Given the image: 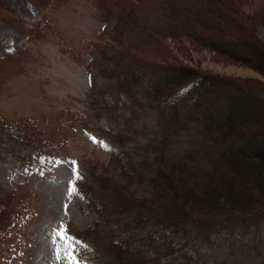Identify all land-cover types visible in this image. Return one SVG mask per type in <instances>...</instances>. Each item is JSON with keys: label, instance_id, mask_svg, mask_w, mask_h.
Instances as JSON below:
<instances>
[{"label": "rangeland", "instance_id": "rangeland-1", "mask_svg": "<svg viewBox=\"0 0 264 264\" xmlns=\"http://www.w3.org/2000/svg\"><path fill=\"white\" fill-rule=\"evenodd\" d=\"M19 1L0 0V44L17 51L13 59L0 61V193L4 194L3 201L18 204L23 211L15 213L13 207L0 203V223L23 225L8 238L9 245L0 246V264H72L73 260L75 264H127L123 256L126 254L114 249L107 239L121 240L127 245L132 242L133 248L139 247L140 237L148 228L133 229L128 225L121 228L117 223L123 215L110 208L115 204L106 205L107 201L103 204L97 185L81 186L89 183L90 166H106L111 155L117 153L141 162L140 172H129L132 183L123 196L126 202L138 201L149 195L155 170L154 150L144 151L150 161L140 160L147 147L144 133L155 129L154 113L145 106L127 108L128 98L121 93L115 95L113 82L99 73L101 54L114 48L127 57L123 44L121 47L111 42L114 37L111 30L118 17L129 12L131 4L138 15L140 12L146 15L145 24L153 23L166 34L146 49L136 51L139 58L136 60L166 63L230 80L233 85L252 87L255 102L253 109L240 119L241 124L247 123L242 131L262 121L259 128L253 129L264 132V0H217L211 5L214 9L207 12L212 21L221 22V30H209L214 34L218 31L219 39L212 37V40L202 23L193 22L201 43L196 38L195 42L190 39L192 27L188 25L180 38L172 37L166 27L169 25L174 32L173 22L161 17L156 4L146 0L123 1L121 13L116 6L102 8L103 0H34L47 8L31 12L27 24L16 13L4 10L3 5L15 4L24 11ZM162 7L165 10L168 5ZM188 15L182 17L188 19ZM206 37L226 51L203 47L207 44ZM113 66L102 63V67ZM213 87L221 95L228 92L219 85ZM125 121L129 127L123 125ZM33 135L35 143L30 144ZM189 138L187 135L173 138L174 143L168 145L164 156L172 160L183 149H192L194 145L189 144ZM260 139L264 143L263 133ZM224 142L232 145L229 140ZM40 146H46L48 151L40 152ZM111 168L112 165L108 167ZM235 172L231 168L224 170L226 182L230 179L229 187L235 192L230 198L234 201L232 206L247 210L264 204L260 188L264 172L256 176L254 170L248 173L235 168ZM111 175L114 182L122 185L116 173ZM224 180L213 185L225 184ZM226 227L230 230L210 234L198 243L187 244L172 238L175 243L180 241V248L172 255L162 250L156 256L151 249L145 251L147 258L153 262L155 257L157 264H264V218L248 219L242 225L228 223ZM163 234L170 235L168 231ZM159 236L154 234L155 241ZM250 240L260 241L258 250L243 256L231 252V245L239 251V245ZM179 252L186 255L182 258Z\"/></svg>", "mask_w": 264, "mask_h": 264}, {"label": "trees", "instance_id": "trees-1", "mask_svg": "<svg viewBox=\"0 0 264 264\" xmlns=\"http://www.w3.org/2000/svg\"><path fill=\"white\" fill-rule=\"evenodd\" d=\"M33 1H19V4H23L24 11L22 6L19 7L15 4L12 6L3 5V7L6 11L16 13L18 17H21L23 23L27 24L26 19L31 12L47 8V6ZM123 1L126 2V0H103L102 3L105 5L103 4L102 8L108 9L110 6H116V10L121 13L124 8ZM161 1L164 0L149 2L146 0L147 3L156 4V8H159L162 13L161 17L163 16L168 22H173L172 26H175L173 28L176 30L171 32L172 29L169 28V25L166 29L174 38H180L179 34H183L186 29L184 27L187 25L188 28L192 27L193 22L202 23L204 32L206 29L208 31L211 29L221 30V22L218 19L216 22L212 21L207 12L208 9L210 11L214 9L211 5L217 3V0ZM165 3L168 8L164 10L162 6L166 5ZM191 3L197 7L192 8L189 5ZM49 4L50 2L47 3L48 6ZM128 6L129 12L119 16L114 29L111 30V37L114 35L111 42L119 46L123 44L127 57L124 58L122 51L115 52L114 48L110 49L108 53L101 54L98 60L101 63L99 73L103 78L113 82L112 90L117 91L115 95L121 93L128 98L127 108L133 105L145 106L154 113L155 129L151 133H147V131L144 133L147 137L145 143L147 147L143 149L140 156V160L143 159L142 163L148 162L150 161L148 153H153L154 150L155 170L150 180L151 190L147 197L138 199V201L132 199L130 202H126L123 200V196L127 193V186L130 182L132 183L129 172L138 173L142 166L141 162L135 161L131 157H121L117 153L111 155L106 166L97 164L90 166L89 183H81V186L97 185L98 195L103 204L105 201H107L106 205L107 203L115 204L110 208H115L114 210L123 215L121 222L117 223L121 228L126 225L133 229L148 228L146 233L140 237L139 247L136 245L133 248L135 243L132 242L127 245L121 240L107 239L114 249L127 255H123L126 263L157 264L155 257L153 262L147 258L146 250L152 249V253L156 256L162 250L166 254L172 255L178 246L180 248V241H186L187 244L198 243L199 240L207 238L210 234L230 230L229 227H226L228 223L242 225L248 219L264 218V204L262 203L247 210L243 207L232 206L234 201L231 202L230 198L235 192L232 186L229 187L230 179L229 182H226L227 175L224 173L226 168L233 169L234 173H236L235 168L243 169L248 173L254 170V176L260 171L264 172V143H261L260 139L264 132L260 129H253V127H260L261 120V122L249 126L250 129L242 131L246 128L247 123L241 124L240 119L244 118L242 116L244 113L253 109L255 102L252 98L254 93L251 90L252 87L244 84L233 85L234 83L230 80L166 63L151 60L147 63L136 60L139 59L136 55L138 51L146 49L159 36H166V34L163 33L162 28L156 27L153 23L145 24L146 15L142 12L138 15V11L134 12L131 4ZM186 13H189L188 19L182 17ZM22 31L24 32V30ZM189 31L190 39L193 41L195 38H200L193 27L189 28ZM217 33L218 31H215V34L209 31V38L218 40ZM131 34L134 37L130 39ZM123 37H125L124 40ZM206 38L207 44H204L203 47L226 51L224 48H219L216 43H211L208 37ZM130 40L135 43L131 44ZM197 40L199 41V39ZM217 40L215 41L217 42ZM201 41L204 42V39ZM160 47L164 50L168 49L167 46ZM16 55L17 51L13 48L9 47L8 49V45L5 43L0 44V61L7 57L13 59ZM103 61L112 63L114 66L111 68L102 67ZM138 65L142 66L138 67ZM116 68L117 70L114 71ZM215 85L227 89L228 92L221 95L219 90L214 89ZM241 91L246 94H241ZM219 94L221 97L218 99ZM206 100H209L210 103H207ZM112 109L111 107L110 113H112ZM124 124L130 126L127 121ZM133 129L134 127H132ZM29 130L31 131V129ZM132 130L128 131V135L132 134ZM181 135L190 137L189 144H193L194 147L183 149L172 160H168L164 156L169 148L168 145L174 143L173 138ZM224 140H229L232 145L224 144ZM34 143L33 135L30 144ZM146 149L148 153H144ZM39 151L44 153L48 149L46 146H40ZM144 155H146L145 158ZM111 165L112 168L108 169ZM98 167L100 168L98 169ZM111 172L113 175L116 173L115 177L121 181L122 185L113 181ZM221 179H225V184L217 183L218 185L215 187L213 184ZM261 186L260 188L264 192V183ZM83 191L90 193L91 190L83 189ZM219 194L221 198H218ZM3 195L0 193V203L5 204V207H13L15 213L22 214L20 211L23 209L20 210L21 207L18 204L12 205L8 204L9 201H3ZM105 196L106 198L102 199ZM238 196L240 195L238 194ZM250 196L246 197L252 198ZM222 206L226 207L220 208ZM22 225L17 224L16 227L15 225L11 226V223L8 225L0 223V246L9 245L8 238ZM166 231L170 233L169 236L163 234ZM156 233L160 234L157 239L158 244L154 239ZM175 237L180 241L173 242L172 238ZM154 243L155 245H153ZM259 244V240L256 242L250 240L240 244L239 251L234 250L233 245L230 248L232 253L238 252L239 256H243V254L258 250ZM137 249H140L141 252L139 253ZM1 250L0 248V253ZM179 253L182 258L186 255L183 252Z\"/></svg>", "mask_w": 264, "mask_h": 264}, {"label": "snow or ice", "instance_id": "snow-or-ice-1", "mask_svg": "<svg viewBox=\"0 0 264 264\" xmlns=\"http://www.w3.org/2000/svg\"><path fill=\"white\" fill-rule=\"evenodd\" d=\"M59 235H64V234H59ZM72 264H75L74 260L72 261Z\"/></svg>", "mask_w": 264, "mask_h": 264}, {"label": "bare ground", "instance_id": "bare-ground-1", "mask_svg": "<svg viewBox=\"0 0 264 264\" xmlns=\"http://www.w3.org/2000/svg\"><path fill=\"white\" fill-rule=\"evenodd\" d=\"M255 69V68H254Z\"/></svg>", "mask_w": 264, "mask_h": 264}]
</instances>
